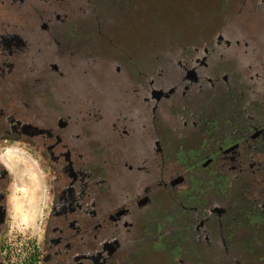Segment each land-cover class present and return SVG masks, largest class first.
Returning a JSON list of instances; mask_svg holds the SVG:
<instances>
[{
	"label": "flooded vegetation",
	"instance_id": "af4514ba",
	"mask_svg": "<svg viewBox=\"0 0 264 264\" xmlns=\"http://www.w3.org/2000/svg\"><path fill=\"white\" fill-rule=\"evenodd\" d=\"M20 1L23 10L27 6L26 15L29 10L35 11L38 0H32L33 5L30 0ZM64 2L66 3L65 0ZM20 3L16 2L14 5L12 0H0V21L6 23L5 26H0V50L5 49L4 44L9 49L5 68H0V151L5 148L6 143L14 142L22 148L32 149L39 156L41 164L53 174L52 205L44 224L38 264H119L120 261L125 264H147L154 253L151 244L153 240L166 239V230L174 228L184 231L191 227L196 228L190 238L200 249L198 256L194 258V264L216 262L213 256L206 257L207 260L202 262V252L209 247L207 242L213 238L209 234L211 225L221 227L215 232L223 236L230 231L231 236L227 238L232 242L236 237L235 233L240 231L241 222L231 216L232 212L224 203L223 199L228 198L226 193L221 195L211 183L219 182L220 175L232 169L234 159L227 160L226 157L227 154H232V150L239 146L244 148L245 145L251 148L264 145V47H256L257 50L253 47L252 56L248 60L244 58L247 61L240 62L239 69V58L235 55L231 61H209V58L216 57H206L204 47L200 49L195 45L185 46L181 59L188 73L191 74L197 64L202 77L197 84L194 83V86L185 90L182 104L174 102L177 100L171 93L166 94L163 89L158 88L156 81L152 82L154 78L146 75V72H143L144 75L120 72L118 77L112 76L110 81L103 80V85L99 86L102 89L108 88V92L103 93L107 98L102 109L98 108L103 111L104 121L93 127L90 134L79 133L77 130L80 125L75 127L79 134H67L70 129L66 116H77L83 110V104H90L92 95H89L91 89L87 83H69L64 88L58 82L49 81L50 77L55 80L66 65L60 54V60H53L56 51L53 44L60 45L62 38L68 40L81 37V24L88 25L89 21L84 18L86 15H80L79 18L64 16L56 26L48 22L53 27L51 30L43 25L42 20H36L33 25L35 33L27 34V39L22 38L20 42L17 33L28 29L30 21L18 19L15 22L12 18L4 20L1 14L4 10L12 12ZM255 3L252 11L264 13V0H255ZM30 5L31 8L28 9ZM85 5L90 4L84 3ZM78 8H82V5L72 6L69 10L74 12ZM90 9L89 7L84 13L79 12L77 15L86 14ZM23 13L25 16V11ZM41 27L48 32L46 36L43 29L39 30ZM39 46L49 47L45 50L48 53L37 52ZM227 48V45L220 44L216 49ZM243 56L246 55L242 53ZM34 61L42 64V70L34 76L26 75L27 64ZM103 62L106 64L107 59H103ZM58 64L61 67L54 68L58 70L56 72L48 66H60ZM136 76L139 78H135ZM147 76L152 80H148L147 85L143 84L141 102L148 100L155 111L161 105L163 123L166 124L163 132L154 124L157 123V117L152 123L148 117L137 116V109L142 108L137 101V91L142 86V78L145 77L146 80ZM77 78L78 75L72 76L73 80ZM88 79L85 77L86 82ZM219 80L225 92L223 89L219 91ZM151 84L156 86L151 88ZM72 85L75 88L79 86L77 94L68 91ZM208 86H215L218 97L211 102L201 94ZM157 89L159 91L155 93ZM239 90L245 93L239 96ZM83 93L86 97H82ZM228 94L230 99H226ZM122 98L126 103L120 102ZM244 98L247 104L240 106V100ZM169 100L173 102L167 103ZM222 100L227 107H231L229 104L234 107H231L227 115H219L221 111L216 110L217 120H209L207 116L214 112L212 105L221 103ZM123 103L124 113H121L124 116L119 117ZM245 108L248 119L241 116V110ZM92 109L89 110L91 114ZM106 116H111L110 119L114 116L111 122L130 121V133L125 134L120 127L111 130L112 123H109L110 119L106 122ZM125 117L127 118L122 120ZM74 120L77 121L76 118ZM193 121L195 125L199 122L202 126L196 125L194 128ZM252 121L257 126H254L253 131L250 130V134L240 132L241 124ZM222 130L229 131V134ZM193 134H198L200 138L197 139ZM238 134H244L240 136L239 145L225 149L226 145L221 143L222 140L237 142L234 138ZM253 134H257V137L253 138ZM141 135L145 142L140 140L137 147V138ZM241 142H244V146ZM137 149H141L143 153L138 154ZM191 150L194 152V162L187 157L177 161L180 153L190 154ZM218 150H223V159L211 157ZM227 150L229 151L226 153ZM79 152L89 156L88 159L78 158L76 155ZM126 154L131 155L130 163L126 161ZM137 158L140 166L137 165ZM182 162L186 165L179 168L178 164ZM8 169L7 163L0 156V264H5L3 236L9 207ZM167 174V181L158 190L148 192L149 188L138 187L145 180L146 185H155ZM192 185L202 186L208 193L202 197L201 193L191 191ZM171 213L178 217L176 221L170 218ZM153 220L157 222H152ZM232 220L234 222L230 230ZM137 226L142 230L141 235H137ZM204 235H208V239L202 243ZM179 240L184 242L182 237ZM168 261V264H173L170 259Z\"/></svg>",
	"mask_w": 264,
	"mask_h": 264
},
{
	"label": "rangeland",
	"instance_id": "374dc122",
	"mask_svg": "<svg viewBox=\"0 0 264 264\" xmlns=\"http://www.w3.org/2000/svg\"><path fill=\"white\" fill-rule=\"evenodd\" d=\"M65 1L66 3L64 0H38L35 11L29 10L26 15L27 6L23 10L20 0H12L14 5L16 2L20 3L19 6H15L12 12L4 10L1 14L4 20L12 18L15 22H18V19L30 21L28 29L17 33L22 42V38L27 39V34L35 33L36 28L33 25L36 24V20L37 22L42 20L43 25L52 30L53 27L48 22L56 26L64 16L70 17V7L80 3L90 4L83 6V10H88L89 7L92 10L78 15L75 12L74 15L76 18L86 15L84 18L89 21L88 25L81 24L82 36L68 40L62 38L60 45L52 43L56 49L53 60L61 58L66 65L55 80L50 77L49 81L58 82L64 88L69 83L79 85L88 83L93 92H98L96 95L89 94L94 99L100 98L99 93L108 92V88L98 89L103 85V80L110 81L112 76L118 77L120 72L129 75L146 72V75L154 78L152 82L156 81L158 88L163 89L166 94L171 93L177 100L174 102L182 104L185 100L183 99L185 90L194 86V83L197 84L202 77L200 66L197 64L191 74L188 73L181 59V52L185 50V46L195 45L200 49L204 47L206 57H216L209 58V61L217 59L231 61L232 56L235 55L239 58L237 64L239 69L240 62L243 63L252 56L253 47H264V13L257 14L252 11L253 6L256 5L255 0ZM29 2L33 5L32 0ZM7 4L11 5L9 2ZM8 13L13 16H9ZM42 29L41 27L39 30L42 31ZM43 31L46 36L48 32L44 29ZM220 44L227 45L228 48L217 50ZM4 48L5 54L9 50L7 44H4ZM48 48L39 46L36 50L39 53H48V51L45 52ZM214 50L217 51L214 52ZM242 53L246 56L242 57ZM59 54L60 58H58ZM103 59H107L106 64ZM15 66L18 67L17 64ZM206 70L207 68L205 72ZM73 75H78V78L73 80ZM79 75L82 77L80 78ZM85 77L89 78L87 82ZM219 83V91L223 89L225 92L220 80ZM156 85L151 84V88ZM158 91L159 89L155 93ZM215 91V86H208L201 94L211 102L218 98ZM241 91L243 90H239V96L245 93ZM83 96L86 97L84 93ZM168 102L171 104L173 100ZM243 104H247L246 98L240 100V106ZM140 105L142 108L137 109V116L141 115L146 119L148 117L152 123L157 117V123L154 124L163 132L166 124L163 123L161 105L156 108V111L149 105L148 100L141 102ZM212 109L214 112L209 113L207 117L215 121L218 111H221L219 115L221 113L227 115L231 107H227L224 103H216L212 105ZM241 116L243 119H248L247 108L241 110ZM192 124L194 128L196 125L202 126L199 122L195 125L193 121ZM254 126H257L254 121L241 124L240 132L250 134L255 129ZM198 132L201 134L200 130ZM222 132L229 134L227 130ZM193 135L194 137L196 135L197 139L200 138L198 134ZM240 136L244 134H238L234 139L239 142ZM252 137L256 138L257 134H253ZM221 143L228 145L230 141L222 140ZM240 144L243 145L244 142ZM4 147L0 151V156L9 167L10 177L8 216L6 232L3 236V259L5 264H38L40 260L38 250L41 248L44 237V224L52 205L53 174L41 164L34 150L22 148L15 142L6 143ZM232 151V155L227 157V159H234L232 169L230 172L222 173L221 181L211 185H215L221 195L226 193L228 196L223 201L232 212L231 216L241 222L240 231L235 233L236 237L230 242L227 238L231 236L230 231L226 233L227 236H223L215 232L221 227L211 225V231L208 232L213 235V238L207 242L209 247L202 252V262L207 260L206 257L213 256L216 260L213 264H264V155H262L264 145L259 144L255 148L245 145L244 148ZM191 191L201 193L202 197L208 193L202 186L192 185ZM170 218L173 221L178 219L172 213ZM152 222L156 223L157 220ZM233 222L232 220L230 223V230H232ZM137 228V235H141L140 226ZM195 228L191 227L184 231L174 228L166 230V239L152 241L154 253L149 257L151 260L147 264H168L169 259L173 264H194V258L198 256L200 250L199 245H195L190 238ZM208 235L202 236V243L208 239ZM179 237H182L184 242L180 241ZM119 264L125 263L120 261ZM131 264L136 263L131 262Z\"/></svg>",
	"mask_w": 264,
	"mask_h": 264
},
{
	"label": "trees",
	"instance_id": "16d2710c",
	"mask_svg": "<svg viewBox=\"0 0 264 264\" xmlns=\"http://www.w3.org/2000/svg\"><path fill=\"white\" fill-rule=\"evenodd\" d=\"M80 4H82V8H78V9H76L74 12H72V11H69V14H70V16H74L76 13H79V12H81V13H84L85 12V10H83V6H84V3H80ZM80 4H78V6H81ZM76 12V13H75ZM6 25V23H4L2 20L0 21V26H5ZM11 27H7V29H10ZM4 28H2V30H3ZM3 31H5V29L3 30ZM19 34V33H18ZM76 34V33H75ZM17 36H19V35H17ZM0 52H1V54H0V64L2 65V66H0V68L1 67H4L5 68V61L7 60V58H8V51H6L5 52V54H4V49L3 50H0ZM28 62V61H27ZM38 61H34V62H30V64H27L28 66H27V72H25L26 73V75L28 74V75H30V76H34V75H36V74H38V73H40V71L42 70L41 68H40V66L42 65L41 63H37ZM58 65H60V64H58ZM46 66V65H45ZM48 66H50L49 68H52L53 70L52 71H54V72H56V71H58V70H55L54 68H57V67H61V65L60 66H56V65H48ZM25 70V69H24ZM31 73V74H30ZM80 76V75H79ZM82 77V76H81ZM151 77H149V76H147V79L145 80V77H143L142 79H143V81H141L142 82V86L139 88V90L137 91V93H138V97H137V101H138V103H141V99H143L142 98V94H143V89H144V86H143V84L144 85H147V82H148V80H152V79H150ZM232 79H234V77L232 78ZM89 80V79H88ZM144 80H145V82H144ZM88 84V83H87ZM77 89H79V86L77 87L76 86V88L75 87H73V85L72 86H70L69 87V89H68V91L69 92H72V93H74V94H77ZM99 90H102V88H98ZM90 94H93V95H96L98 92H93L92 90H90ZM100 94V98L99 99H94V97L93 96H91V101H90V104H83V110L82 111H79L78 112V114H77V116H75V115H73V114H70V116H66V119L68 120V124H69V129H70V132H68L67 134H79V133H81V134H90L91 132H92V129H94L95 128V126L96 125H98V124H100L101 122H103L104 121V115H103V111L102 110H98V108L100 107L101 109H102V105H103V103H104V100L107 98L103 93H99ZM102 94H103V100H102ZM140 95V96H139ZM231 98V96H230V94H228L227 95V97H226V99H230ZM109 99H112V96H109ZM117 99V98H116ZM115 99V100H116ZM125 102L126 103V100H124V98H122V99H120V102ZM221 103H224V101L222 100V102ZM98 104H100L99 106H98ZM225 104V103H224ZM123 105H124V103L123 104H121V108H122V110L120 111V113L121 112H123L124 113V109H123ZM229 105H231V107H234V105H232V104H229ZM92 107H93V109H92ZM92 109V111H93V114H91V112L89 111V110H91ZM122 115V113L119 115V116H121ZM73 116H75V118L77 119V124H76V122H75V118L73 117ZM110 117L111 116H106L105 117V120H106V122H107V120L108 119H110ZM113 118H114V116H113ZM113 118L112 119H110V122L109 123H112L111 125H110V129L112 130L113 128H115V127H120V129L123 131V132H125V134H128V133H130V131H128V130H130V121H128V122H111V121H113ZM70 119V120H69ZM36 125H38V124H36ZM80 125V128H79V130H75V127L76 126H79ZM86 125V126H85ZM117 125H119V126H117ZM84 126H85V128H84ZM94 127V128H93ZM81 130H82V132H81ZM139 136V135H138ZM143 139V136L141 135L140 137H138L137 138V147H138V145L140 144V140L142 141V143L143 142H145V140H142ZM139 140V141H138ZM239 142H234V143H228V145H226V148L225 149H227V148H229V147H233L234 145H239L238 144ZM237 147V146H236ZM237 148H241L240 146L239 147H237ZM224 149V150H225ZM137 153L138 154H140V153H143V152H141V149H137ZM192 154H194V152L191 150L190 151V154L187 152L186 153V155H184L183 154V152L182 153H180L179 155H178V157H177V161H179V159H181V158H183V157H185V159H186V157L191 161V162H194L195 161V157L192 159V157H193V155ZM229 155H232L231 153L230 154H227L226 155V157H228ZM78 158H81V159H84L83 157H87L86 159H88V157L89 156H86V155H84V154H80V152L79 153H77V155H76ZM223 156H225V154L223 153V150H218L217 151V154L216 155H212L211 157L213 158V159H217V160H219V158H221V159H223L224 157ZM130 158H131V155H129V154H126V161H127V163H130L131 162V160H130ZM220 159V161H222ZM232 158H230V159H227V160H231ZM144 162V161H143ZM191 162H189V163H191ZM179 163V162H178ZM137 165L138 166H140L139 165V160H138V158H137ZM184 165H186V164H184L183 162L182 163H180V164H178V167L179 168H181V167H184ZM173 167H175V164L173 165ZM228 172V170H226L224 173H227ZM169 177V175L167 174V175H165L164 177H162V180H160V182H156V184L155 185H149V183H147V185H146V180H145V182H143L142 183V186H138L139 188H149L147 191L148 192H153V191H155V190H158L160 187H162L163 185H164V183H165V181H167V178ZM221 179V175H220V177L218 178V180H220ZM163 181V182H162ZM221 181V180H220ZM139 185V184H138ZM222 193H224V191L222 192Z\"/></svg>",
	"mask_w": 264,
	"mask_h": 264
},
{
	"label": "bare ground",
	"instance_id": "6f19581e",
	"mask_svg": "<svg viewBox=\"0 0 264 264\" xmlns=\"http://www.w3.org/2000/svg\"><path fill=\"white\" fill-rule=\"evenodd\" d=\"M17 154H20V153H17Z\"/></svg>",
	"mask_w": 264,
	"mask_h": 264
}]
</instances>
